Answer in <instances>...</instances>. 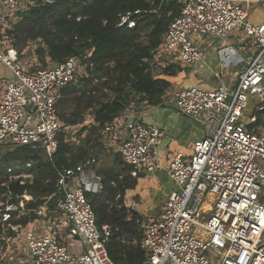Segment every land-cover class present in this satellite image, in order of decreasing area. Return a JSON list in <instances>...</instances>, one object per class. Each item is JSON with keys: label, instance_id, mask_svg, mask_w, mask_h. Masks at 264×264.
Wrapping results in <instances>:
<instances>
[{"label": "built area", "instance_id": "2783aa9c", "mask_svg": "<svg viewBox=\"0 0 264 264\" xmlns=\"http://www.w3.org/2000/svg\"><path fill=\"white\" fill-rule=\"evenodd\" d=\"M37 2L0 0V65L11 72L0 93V149L29 147L52 160L59 135L69 129L60 119L59 103L77 78L79 60L71 56L34 71L25 67L7 32ZM181 2V13L156 55L143 60L146 73L163 78L166 58L201 72L200 42L208 37L224 41L243 35L245 54L227 57L223 49L227 62L240 66L236 86H190L175 94L180 114L215 126L190 153L177 152L166 167L179 189L168 196L158 219L142 223L144 264H264V21L254 23L249 13L259 2L264 16V0ZM118 25L134 29L136 21L128 13ZM249 97L258 101L246 122ZM113 130L109 124L103 129L106 134ZM162 136V129L143 117L129 118L119 153L131 177L162 168L157 154ZM95 163L88 159L59 171L56 191L33 209L28 208L31 196H15L9 187L12 181L32 182L26 170L33 164L9 166V181L0 185V225L20 233L29 264H115L106 248L111 229L98 227L86 196L102 188ZM31 214L26 225L12 223Z\"/></svg>", "mask_w": 264, "mask_h": 264}, {"label": "trees", "instance_id": "16d2710c", "mask_svg": "<svg viewBox=\"0 0 264 264\" xmlns=\"http://www.w3.org/2000/svg\"><path fill=\"white\" fill-rule=\"evenodd\" d=\"M182 6L181 0H57L38 1L35 7L20 13L7 36L21 58L32 43H40L35 53L39 66L30 71L75 56L79 68L83 65L87 74L78 84L72 83L63 91L59 116L69 129L59 135L58 151L52 160L42 151L29 147L0 151V185L9 181V166L32 163L33 181L25 185L12 181L9 187L15 196L27 193L39 199L38 203L28 204L33 209L42 198L56 191L59 171L87 159L93 150L91 142L96 131L129 111L136 99L141 108L161 105L172 87L168 79L177 76L183 68L171 58L163 59L164 77L154 78L146 73L148 65L143 60L154 58ZM128 13L136 21L134 29L118 25L120 17ZM80 83L86 89L80 90ZM88 114L95 120L91 129L83 126ZM77 127H82L79 144L69 136ZM86 131H89L87 136L80 140ZM120 166L123 168L100 170L101 190L87 192L86 196L98 227L102 231L104 227L111 229L106 248L115 264H144L147 258L141 246L144 219L123 205L124 194L135 187L137 178L128 174L129 168L122 159ZM33 218V214L19 220L14 218L12 223L26 225ZM3 230L0 225V238ZM9 233L12 234L11 229Z\"/></svg>", "mask_w": 264, "mask_h": 264}, {"label": "crops", "instance_id": "0c3cea01", "mask_svg": "<svg viewBox=\"0 0 264 264\" xmlns=\"http://www.w3.org/2000/svg\"><path fill=\"white\" fill-rule=\"evenodd\" d=\"M256 11H259L260 15L253 18V13ZM249 13L250 18L254 23L264 21L261 3H255L249 9ZM245 44V37L243 35H241V37L235 35L224 41L213 37L204 38L200 42V49L205 56L204 68L202 71L195 72L193 68L183 69V71L178 73L177 76L168 79L172 82V87L165 94L161 105L156 107L145 106L142 110L132 113L143 117L144 120L150 124L157 125L163 132V136L157 148L158 160L162 168L155 172L138 176L135 187L127 190L123 196L124 207L138 213L143 217L144 221L158 219L166 206L168 196L179 189L166 172V167L172 160L173 156L177 152L190 153L192 145L196 140L211 135L214 131V126L211 124L193 121L176 110V92L181 88L190 86H201L206 90H213L222 85L228 87L236 86V77L237 73L240 71V66L229 64L227 59L223 57V54L228 52L227 57H237L239 54L244 55L245 51L243 46ZM29 48L30 47H28L25 53H27ZM223 49L226 51L224 52ZM233 52H236L237 55ZM34 62L39 65L36 55ZM38 65L35 64L32 66L35 67ZM10 77L11 72L0 65V88L3 87L4 82ZM254 101L256 105L257 99ZM127 112L116 118L113 122L107 123L114 128L111 133L106 134L105 131L102 130L103 135H110L114 138V143H117L118 145H116L115 151H117V157H120V159H122L119 153L120 139L125 135L126 125L129 118L134 116ZM87 118L91 123L95 124L92 115L88 114ZM261 125L263 124L261 123ZM117 166L119 169L123 168L121 166L119 167L118 162L114 161L113 167ZM22 169V171H25L24 167ZM94 170L97 176L100 177L98 172L102 170V168H100L97 163H95ZM26 172H30V169H27ZM28 196L31 195L28 194Z\"/></svg>", "mask_w": 264, "mask_h": 264}, {"label": "rangeland", "instance_id": "374dc122", "mask_svg": "<svg viewBox=\"0 0 264 264\" xmlns=\"http://www.w3.org/2000/svg\"><path fill=\"white\" fill-rule=\"evenodd\" d=\"M38 1L45 2L44 0H38ZM258 15H260V12L256 11L253 13V16L252 15L251 16L254 18L257 17ZM191 39L195 40V36H193ZM39 44L40 43H32L26 55L24 57L22 56L21 58L23 63L25 64V67L28 69H33V66L35 64L38 65L36 62H34V58H35L34 54L36 53V48L38 47ZM86 74H87L86 68L83 65L80 66L78 70L77 78L74 83L78 84L80 78L86 76ZM79 89L83 90L86 88H84L83 85L80 83ZM137 102H139V99H136V102H134L129 107L128 109L129 112L127 113L130 114L136 113L145 107L142 106L141 108V103L137 104ZM254 110H255V101L253 100L252 97H249V106H248V110L245 112L244 121L249 122V117L253 114ZM84 121L86 122L84 123L83 126H88V128L90 129L92 128V126H94V124L91 123L87 117L85 118ZM213 126H215V124H213ZM80 128L82 127H77L76 129L72 130L69 134L70 140L76 144H79L80 142L78 140V133ZM88 132L89 131H86L82 135V137H80V140L86 137ZM116 145L117 143L116 144L114 143L113 137H111L110 135L108 136L103 135L102 130L96 131L93 136V140L91 142V146H93L92 147L93 150L85 160L94 158L96 160L97 165H99V167L102 169L112 168L114 161L118 162L119 165L121 159L120 157H117V153H116L117 151H115ZM0 151L4 152L5 149H0ZM33 202L38 203L39 199H34ZM19 235H20L19 232H14L13 230H12V234L9 233V230H3L2 237L0 238V264H22V263L29 264V258L27 256L25 246L23 245V241L21 237H19Z\"/></svg>", "mask_w": 264, "mask_h": 264}, {"label": "water", "instance_id": "95a60500", "mask_svg": "<svg viewBox=\"0 0 264 264\" xmlns=\"http://www.w3.org/2000/svg\"><path fill=\"white\" fill-rule=\"evenodd\" d=\"M48 1H50V2H54V1H57V0H48Z\"/></svg>", "mask_w": 264, "mask_h": 264}]
</instances>
